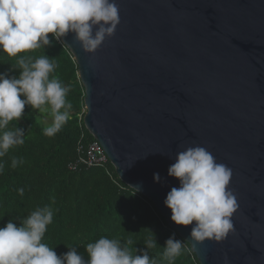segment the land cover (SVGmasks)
Instances as JSON below:
<instances>
[{
  "label": "water",
  "instance_id": "water-1",
  "mask_svg": "<svg viewBox=\"0 0 264 264\" xmlns=\"http://www.w3.org/2000/svg\"><path fill=\"white\" fill-rule=\"evenodd\" d=\"M115 3L120 23L94 53L75 33L60 40L85 89V128L200 264H264V0ZM195 146L232 170L239 208L220 242L192 241L196 222L175 224L164 203L179 187L169 167Z\"/></svg>",
  "mask_w": 264,
  "mask_h": 264
},
{
  "label": "clouds",
  "instance_id": "clouds-1",
  "mask_svg": "<svg viewBox=\"0 0 264 264\" xmlns=\"http://www.w3.org/2000/svg\"><path fill=\"white\" fill-rule=\"evenodd\" d=\"M119 23L115 0H0V50L18 57L16 68L21 70L18 78L0 73V174L4 171L3 157L25 142L24 129L9 125L20 120L26 105L49 112L52 123L43 129L48 137L56 135L71 119L69 87L51 75L57 67L55 58L18 54L51 46L49 34L61 40L69 32L75 33L85 52L94 53L106 37L115 34ZM175 160L168 175L179 180V187H172L164 201L171 209V220L183 226L195 221L192 241L224 240L234 230L232 217L239 208L229 188L232 170L202 146L178 152ZM23 163L22 158L11 157L13 169ZM154 180L161 181L159 173H154ZM18 191L23 195V188ZM53 217L52 207H36L20 226L9 221L0 228V264H173L184 250L183 241L172 233L159 260L150 258L147 251L133 254L128 247L131 240L122 243L108 237L86 245L87 261L75 247L67 246L70 251L58 256L54 248L42 242ZM145 244L148 249L156 247L155 233Z\"/></svg>",
  "mask_w": 264,
  "mask_h": 264
},
{
  "label": "trees",
  "instance_id": "trees-1",
  "mask_svg": "<svg viewBox=\"0 0 264 264\" xmlns=\"http://www.w3.org/2000/svg\"><path fill=\"white\" fill-rule=\"evenodd\" d=\"M49 39L51 46L18 55L38 58L46 54L55 58L57 67L51 75L69 87L67 100L72 104L71 119L52 137L43 134L45 126L37 117V109L30 105L25 106L19 121L10 122V128L24 129L25 142L11 148L3 157L0 228L9 221L20 226L21 220L36 207L50 206L54 209V217L42 242L54 248L58 256L75 247L87 261L86 245L108 237L120 239L122 243L131 240L128 247L133 254L142 255L147 251L150 258L159 260L166 240L175 233L176 239L183 241L184 250L173 264H200L189 243L168 225L152 201L125 185L111 163L106 167L69 168L79 157L81 135L85 134L86 143L93 137L83 120L80 121L85 89L78 76V65L60 40L52 34ZM17 58L0 50V73L18 78L21 70L16 68ZM42 115L50 117L49 112ZM13 156L24 161L15 169L11 167ZM20 188L24 189L23 195L18 191ZM151 230L157 245L148 249L145 240L154 236Z\"/></svg>",
  "mask_w": 264,
  "mask_h": 264
},
{
  "label": "built area",
  "instance_id": "built-area-1",
  "mask_svg": "<svg viewBox=\"0 0 264 264\" xmlns=\"http://www.w3.org/2000/svg\"><path fill=\"white\" fill-rule=\"evenodd\" d=\"M85 112L86 109L84 108L83 113L80 115L81 122L83 120ZM84 138H85V134L83 133L79 141V147H78L79 157L75 162L69 165V168L71 170H76L81 166H86V167L108 166L109 163L111 162L106 152L98 142V140L93 138L92 140L86 143Z\"/></svg>",
  "mask_w": 264,
  "mask_h": 264
},
{
  "label": "rangeland",
  "instance_id": "rangeland-1",
  "mask_svg": "<svg viewBox=\"0 0 264 264\" xmlns=\"http://www.w3.org/2000/svg\"><path fill=\"white\" fill-rule=\"evenodd\" d=\"M43 113H44V112H43ZM43 113L40 112V111L37 109V117H38L39 121H40L45 127H47V126L51 125V123H52V118H51V116H50V117H48V116H43V115H42Z\"/></svg>",
  "mask_w": 264,
  "mask_h": 264
}]
</instances>
